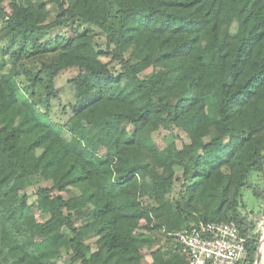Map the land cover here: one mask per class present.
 Instances as JSON below:
<instances>
[{"label": "trees", "instance_id": "1", "mask_svg": "<svg viewBox=\"0 0 264 264\" xmlns=\"http://www.w3.org/2000/svg\"><path fill=\"white\" fill-rule=\"evenodd\" d=\"M56 1L0 0V264H190L173 234L213 221L256 264L264 0Z\"/></svg>", "mask_w": 264, "mask_h": 264}, {"label": "built area", "instance_id": "2", "mask_svg": "<svg viewBox=\"0 0 264 264\" xmlns=\"http://www.w3.org/2000/svg\"><path fill=\"white\" fill-rule=\"evenodd\" d=\"M190 264H239L247 237L233 221H213L173 234Z\"/></svg>", "mask_w": 264, "mask_h": 264}, {"label": "rangeland", "instance_id": "3", "mask_svg": "<svg viewBox=\"0 0 264 264\" xmlns=\"http://www.w3.org/2000/svg\"><path fill=\"white\" fill-rule=\"evenodd\" d=\"M46 3L51 10L52 16H55L57 13V1L56 0H46ZM6 5V3L4 4ZM2 27V21L0 20V30ZM1 33V32H0ZM6 40H1L0 43H5ZM11 67L8 59L4 62H0V74L3 72H6L9 70ZM155 71V69L150 68L146 70L144 73H142V77L149 76ZM73 71H65L63 72L58 80H57V87L61 91V102L63 104H68L69 102H75L76 101V85L72 82L69 81V78L72 77ZM173 133L180 135L182 138V141H188L187 135L183 133L181 130L178 128H175L173 130ZM169 131L160 129L158 131H155L152 133V138L154 141L160 146L163 147L166 143V136L168 135ZM171 135V134H170ZM172 137V136H170ZM181 140H178V143L181 144ZM254 183H256L259 186V189L264 190V174H254ZM30 194V199L29 203L32 207V210L35 211L38 215L40 214V210L37 208L36 205V195H35V189L34 188H29L28 190ZM244 201L247 205V214L249 215V219H251L254 224H255V231L257 233H260L261 235V240L262 241L264 237V201L262 200V197H257L254 195L252 190L249 188L244 189ZM177 194V190L175 191ZM175 194V195H176ZM252 211V212H251ZM41 215V214H40ZM144 223V221L142 222ZM87 242L91 245L93 250L96 249V237L92 236L87 239ZM145 255H146V260L147 261H152L150 252L148 250H144ZM262 261H264V255L262 256Z\"/></svg>", "mask_w": 264, "mask_h": 264}, {"label": "water", "instance_id": "4", "mask_svg": "<svg viewBox=\"0 0 264 264\" xmlns=\"http://www.w3.org/2000/svg\"><path fill=\"white\" fill-rule=\"evenodd\" d=\"M261 244H262V241L259 243V246H258V249H257L256 260H255L256 264H259V262L261 260V251H260Z\"/></svg>", "mask_w": 264, "mask_h": 264}, {"label": "bare ground", "instance_id": "5", "mask_svg": "<svg viewBox=\"0 0 264 264\" xmlns=\"http://www.w3.org/2000/svg\"><path fill=\"white\" fill-rule=\"evenodd\" d=\"M260 251H261V260H260L259 264H262V256L264 255V242H262V244H261Z\"/></svg>", "mask_w": 264, "mask_h": 264}]
</instances>
